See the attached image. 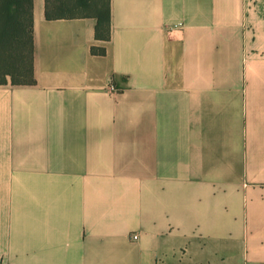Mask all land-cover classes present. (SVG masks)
Here are the masks:
<instances>
[{
    "label": "crops",
    "instance_id": "0c3cea01",
    "mask_svg": "<svg viewBox=\"0 0 264 264\" xmlns=\"http://www.w3.org/2000/svg\"><path fill=\"white\" fill-rule=\"evenodd\" d=\"M34 0V86H0V264H264V0ZM134 237H137L136 239Z\"/></svg>",
    "mask_w": 264,
    "mask_h": 264
},
{
    "label": "trees",
    "instance_id": "16d2710c",
    "mask_svg": "<svg viewBox=\"0 0 264 264\" xmlns=\"http://www.w3.org/2000/svg\"><path fill=\"white\" fill-rule=\"evenodd\" d=\"M34 0H0V86H34ZM45 18L96 21L91 54L106 56L112 38L111 0H45Z\"/></svg>",
    "mask_w": 264,
    "mask_h": 264
},
{
    "label": "built area",
    "instance_id": "2783aa9c",
    "mask_svg": "<svg viewBox=\"0 0 264 264\" xmlns=\"http://www.w3.org/2000/svg\"><path fill=\"white\" fill-rule=\"evenodd\" d=\"M135 239L137 238V237H134Z\"/></svg>",
    "mask_w": 264,
    "mask_h": 264
}]
</instances>
